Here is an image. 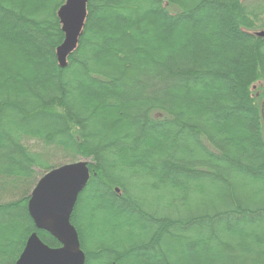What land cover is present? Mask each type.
<instances>
[{
    "label": "trees",
    "instance_id": "1",
    "mask_svg": "<svg viewBox=\"0 0 264 264\" xmlns=\"http://www.w3.org/2000/svg\"><path fill=\"white\" fill-rule=\"evenodd\" d=\"M247 1L88 0L62 68L65 0H0V264L32 232L59 245L27 202L79 160L84 264H264V0Z\"/></svg>",
    "mask_w": 264,
    "mask_h": 264
},
{
    "label": "water",
    "instance_id": "2",
    "mask_svg": "<svg viewBox=\"0 0 264 264\" xmlns=\"http://www.w3.org/2000/svg\"><path fill=\"white\" fill-rule=\"evenodd\" d=\"M87 1L65 0L57 10L64 39L56 48V57L62 68L67 65V57L75 50L82 33ZM256 35L264 36V30ZM89 178L88 162L79 160L57 166L38 179L27 202L28 214L36 229L49 233L61 246L52 248L32 232L15 264L85 263L78 233L70 217Z\"/></svg>",
    "mask_w": 264,
    "mask_h": 264
},
{
    "label": "rangeland",
    "instance_id": "3",
    "mask_svg": "<svg viewBox=\"0 0 264 264\" xmlns=\"http://www.w3.org/2000/svg\"><path fill=\"white\" fill-rule=\"evenodd\" d=\"M257 0H248L247 1V3H253V2H256ZM258 85V84H257ZM258 87V86H257ZM65 163H69V162H62V164H65ZM61 164V165H62ZM149 201H151V204L153 205V206H156V202H157V200H156V198H155V195H151V197L149 198Z\"/></svg>",
    "mask_w": 264,
    "mask_h": 264
},
{
    "label": "flooded vegetation",
    "instance_id": "4",
    "mask_svg": "<svg viewBox=\"0 0 264 264\" xmlns=\"http://www.w3.org/2000/svg\"><path fill=\"white\" fill-rule=\"evenodd\" d=\"M61 245L59 244L58 246H55V247H52V248H57V247H60ZM24 248V247H23ZM20 255V254H19ZM19 257V256H18ZM17 260V259H16Z\"/></svg>",
    "mask_w": 264,
    "mask_h": 264
}]
</instances>
